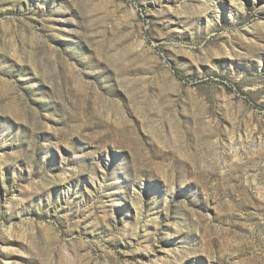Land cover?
I'll use <instances>...</instances> for the list:
<instances>
[{
  "label": "rangeland",
  "instance_id": "1",
  "mask_svg": "<svg viewBox=\"0 0 264 264\" xmlns=\"http://www.w3.org/2000/svg\"><path fill=\"white\" fill-rule=\"evenodd\" d=\"M0 264H264V0H0Z\"/></svg>",
  "mask_w": 264,
  "mask_h": 264
}]
</instances>
